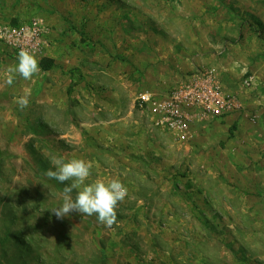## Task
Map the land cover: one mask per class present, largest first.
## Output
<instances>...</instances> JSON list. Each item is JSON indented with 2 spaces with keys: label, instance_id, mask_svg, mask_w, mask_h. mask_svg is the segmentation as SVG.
<instances>
[{
  "label": "rangeland",
  "instance_id": "374dc122",
  "mask_svg": "<svg viewBox=\"0 0 264 264\" xmlns=\"http://www.w3.org/2000/svg\"><path fill=\"white\" fill-rule=\"evenodd\" d=\"M34 22L50 71L8 84L17 51L0 43V264H264V0H0L1 28ZM206 69L240 113L187 143L162 131L147 167L116 164L92 130L82 147L80 123L113 127L138 93ZM54 157L127 187L111 229L51 213L65 186L44 175Z\"/></svg>",
  "mask_w": 264,
  "mask_h": 264
},
{
  "label": "built area",
  "instance_id": "2783aa9c",
  "mask_svg": "<svg viewBox=\"0 0 264 264\" xmlns=\"http://www.w3.org/2000/svg\"><path fill=\"white\" fill-rule=\"evenodd\" d=\"M41 33L39 22L21 29L0 27V43L15 47L17 57L21 49L39 55L44 45ZM251 83L249 77L241 82V87L247 88ZM136 102L154 128L169 133L179 143L191 141L195 131L243 110L239 97L224 88L213 69L199 70L184 77L164 94L140 92Z\"/></svg>",
  "mask_w": 264,
  "mask_h": 264
},
{
  "label": "clouds",
  "instance_id": "9594fccd",
  "mask_svg": "<svg viewBox=\"0 0 264 264\" xmlns=\"http://www.w3.org/2000/svg\"><path fill=\"white\" fill-rule=\"evenodd\" d=\"M17 60L16 65H9L4 70L8 84H12L17 75L24 80H31L41 71L36 56L27 49L19 51ZM15 102L23 110L29 105V96H21ZM51 164L53 168L46 170L44 175L65 185L60 193L62 204L50 209L51 213L57 219H63L70 213L89 217L95 215L99 224L111 229L117 222L116 208L128 194L127 187L115 178L107 182L97 179L93 183H86L93 167L90 161L54 157ZM69 181L72 182L69 184Z\"/></svg>",
  "mask_w": 264,
  "mask_h": 264
},
{
  "label": "crops",
  "instance_id": "0c3cea01",
  "mask_svg": "<svg viewBox=\"0 0 264 264\" xmlns=\"http://www.w3.org/2000/svg\"><path fill=\"white\" fill-rule=\"evenodd\" d=\"M143 92L149 91L146 90ZM231 115L226 116L225 118L230 119L233 117ZM118 117L119 118L113 121V127H109V125L105 122L100 123L99 126L93 124L89 125L88 127H85L86 124L84 122L80 123L79 125L81 132L84 136V139L82 138L81 142L82 147H84V144H86L87 141L85 134L92 130L93 132H90L91 135H97L99 140L104 138L105 144L112 145L111 150L114 152V157L112 159H114L116 164H119L122 167L124 166L125 162L130 161L134 166H137L140 163H143L144 166L149 165L148 163H151V161H153L152 159H154L152 153L154 151L157 152V149L163 151L162 147L158 148V144L153 143V141L160 135L162 131L154 128L150 123L146 113L137 105L136 95L134 99H131L130 106L125 111V114L121 113V116ZM225 118L222 120L226 121ZM129 123L131 128L133 127V131L131 128H129L127 131ZM87 150H89L88 147H86V151ZM98 152L101 157L106 156V154L102 152L100 148ZM138 210L141 209L139 208Z\"/></svg>",
  "mask_w": 264,
  "mask_h": 264
},
{
  "label": "trees",
  "instance_id": "16d2710c",
  "mask_svg": "<svg viewBox=\"0 0 264 264\" xmlns=\"http://www.w3.org/2000/svg\"><path fill=\"white\" fill-rule=\"evenodd\" d=\"M53 66H54V62L47 58L42 59L39 63V67L43 72L50 71L53 68Z\"/></svg>",
  "mask_w": 264,
  "mask_h": 264
}]
</instances>
